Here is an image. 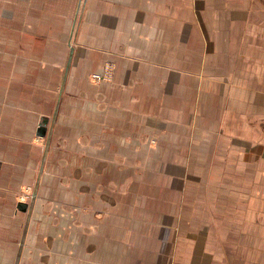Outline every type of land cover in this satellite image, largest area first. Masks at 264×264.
<instances>
[{"label": "crops", "instance_id": "1", "mask_svg": "<svg viewBox=\"0 0 264 264\" xmlns=\"http://www.w3.org/2000/svg\"><path fill=\"white\" fill-rule=\"evenodd\" d=\"M0 264H264V0H0Z\"/></svg>", "mask_w": 264, "mask_h": 264}, {"label": "water", "instance_id": "2", "mask_svg": "<svg viewBox=\"0 0 264 264\" xmlns=\"http://www.w3.org/2000/svg\"><path fill=\"white\" fill-rule=\"evenodd\" d=\"M61 95H62V89L59 92V97H58L57 105L59 104V100H60L59 98H60ZM55 114H54V116H55ZM46 123H47L46 119H41V122H40L39 127H38V132H37L38 133V136L45 137V135H46ZM51 124H52V122H51ZM49 140H50V132H49V134L46 137V146H45L44 155L46 154V149L48 148ZM43 160H44V158H43ZM35 195H36V192H35V189H34L33 190V193H32V197L30 199V203L29 204H27V203H19L17 205V209L20 210L21 212H27V211H29L32 208L33 203L35 201ZM26 225H25V230H24V233L22 235L21 241L23 240L24 235L26 233Z\"/></svg>", "mask_w": 264, "mask_h": 264}, {"label": "rangeland", "instance_id": "3", "mask_svg": "<svg viewBox=\"0 0 264 264\" xmlns=\"http://www.w3.org/2000/svg\"><path fill=\"white\" fill-rule=\"evenodd\" d=\"M109 73H107V71H105V70H103L102 72H101V74H98V75H91L90 76V81L91 82H96V83H98V82H102L103 80H108L109 79ZM34 189V188H33ZM31 190H32V186L30 187H27V188H25V190H24V192L21 194V195H19V202H24V203H27V204H29L30 203V199H31ZM22 195H25V198H24V200H21L20 198L22 197Z\"/></svg>", "mask_w": 264, "mask_h": 264}, {"label": "built area", "instance_id": "4", "mask_svg": "<svg viewBox=\"0 0 264 264\" xmlns=\"http://www.w3.org/2000/svg\"><path fill=\"white\" fill-rule=\"evenodd\" d=\"M24 198H25V195H22V197L20 198L21 200H24Z\"/></svg>", "mask_w": 264, "mask_h": 264}]
</instances>
